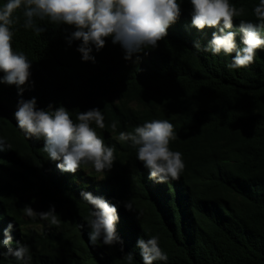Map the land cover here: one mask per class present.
<instances>
[{"label": "trees", "instance_id": "trees-1", "mask_svg": "<svg viewBox=\"0 0 264 264\" xmlns=\"http://www.w3.org/2000/svg\"><path fill=\"white\" fill-rule=\"evenodd\" d=\"M259 0H232L240 19L256 18ZM191 5L181 4V15L154 49L124 59L119 44L106 38L96 62H84L68 46V25L39 21L45 31L36 35L22 27V12L12 26V47L31 63L30 87L23 96L37 105L65 106L76 113L100 108L104 129H97L113 146L116 161L102 180L89 166L63 172L43 151V139H29L16 126L17 88L0 83V137L12 149L0 151V239L14 222L13 245L27 244L31 264H143L135 247L138 237H159L167 264H264V50H257L246 68L229 70L231 56L196 52L194 42L206 44L213 28L191 25ZM239 40V38H237ZM2 75V73H0ZM167 119L176 139L170 143L182 154L179 179L154 183L136 159L129 143L119 142L121 131H131L146 120ZM116 123V129L111 125ZM81 190L101 195L118 206L120 246L90 243L85 217L90 206ZM131 200L139 213L123 208ZM55 205L60 226H49L22 212ZM0 264H20L4 256ZM154 264H164L155 261Z\"/></svg>", "mask_w": 264, "mask_h": 264}, {"label": "clouds", "instance_id": "clouds-1", "mask_svg": "<svg viewBox=\"0 0 264 264\" xmlns=\"http://www.w3.org/2000/svg\"><path fill=\"white\" fill-rule=\"evenodd\" d=\"M191 5V25L198 30L205 27L215 29L211 39L204 45L194 42L195 51L212 56H231L226 65L229 70L246 68L254 62L257 50H264V0L254 6L252 12L256 22L240 19L234 25V17L241 16L243 9H237L232 0H188ZM183 0H0V83L15 85L19 97L13 116L16 126L29 139H43V151L56 161V167L63 172H86L90 166L102 180L116 161L114 148L105 143L97 129H104V115L94 107L76 113L75 119L63 105L56 107L49 103L46 108L37 105V98L25 99L23 93L30 82L32 61L22 51L12 47V26L22 12L25 30L40 35L45 28L39 21L54 25H68L65 28L66 43L76 48L84 62H96L93 52H100L110 38L119 44L124 59L130 60L146 49H154L168 34L170 25L181 15ZM239 38V40L237 39ZM116 129V123L111 125ZM119 142L129 143L135 149L136 159L148 170V179L154 183L177 180L184 169L182 154L174 151L170 143L176 139L174 126L167 119L146 120L131 131H121L116 137ZM12 149L5 138L0 137V151ZM80 198L90 206L84 218L89 228L91 244L99 241L107 247L120 246L124 251V240L119 235L120 222L118 206L101 195L81 190ZM123 208L139 213L131 200L122 202ZM23 214L31 219L39 218L49 226H60L55 205L47 210H35L31 204L22 207ZM14 222L3 228L0 248L7 249L4 256H14L20 264H31L29 246L19 240L13 245ZM135 247L143 264L155 261L167 264L168 256L159 245L156 235L138 237ZM127 264H133V253H126Z\"/></svg>", "mask_w": 264, "mask_h": 264}]
</instances>
